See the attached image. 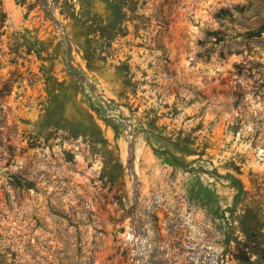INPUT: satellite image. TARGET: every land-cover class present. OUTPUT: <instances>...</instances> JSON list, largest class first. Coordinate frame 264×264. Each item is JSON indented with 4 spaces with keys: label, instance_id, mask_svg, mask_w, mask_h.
Instances as JSON below:
<instances>
[{
    "label": "rangeland",
    "instance_id": "rangeland-1",
    "mask_svg": "<svg viewBox=\"0 0 264 264\" xmlns=\"http://www.w3.org/2000/svg\"><path fill=\"white\" fill-rule=\"evenodd\" d=\"M0 264H264V0H0Z\"/></svg>",
    "mask_w": 264,
    "mask_h": 264
}]
</instances>
